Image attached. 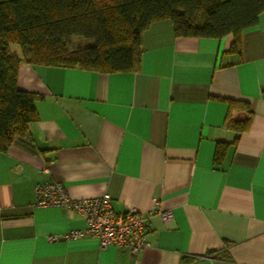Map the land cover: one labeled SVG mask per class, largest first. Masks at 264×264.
I'll return each mask as SVG.
<instances>
[{
	"label": "crops",
	"instance_id": "obj_1",
	"mask_svg": "<svg viewBox=\"0 0 264 264\" xmlns=\"http://www.w3.org/2000/svg\"><path fill=\"white\" fill-rule=\"evenodd\" d=\"M233 40L177 35L162 18L141 33L136 71L21 61L37 117L0 150V264H264V10ZM242 104L239 131L227 118L243 120ZM47 179L145 214L147 247L69 237L85 218L36 205Z\"/></svg>",
	"mask_w": 264,
	"mask_h": 264
},
{
	"label": "trees",
	"instance_id": "obj_2",
	"mask_svg": "<svg viewBox=\"0 0 264 264\" xmlns=\"http://www.w3.org/2000/svg\"><path fill=\"white\" fill-rule=\"evenodd\" d=\"M264 0H0V150L24 135L36 119L39 95L17 86V68L29 64L78 66L103 72L136 71L141 63V33L153 21L169 18L177 35L220 37L254 25ZM79 37L87 45L70 47ZM19 46L21 55L12 50ZM239 102H230V108ZM227 118L228 126L248 128ZM218 147L215 160L219 161Z\"/></svg>",
	"mask_w": 264,
	"mask_h": 264
},
{
	"label": "built area",
	"instance_id": "obj_3",
	"mask_svg": "<svg viewBox=\"0 0 264 264\" xmlns=\"http://www.w3.org/2000/svg\"><path fill=\"white\" fill-rule=\"evenodd\" d=\"M34 192L36 205L70 208L85 218V228L69 231V237L92 236L97 238L100 247H124L131 254H137L148 245L145 214L136 208L116 212L108 192L95 197L74 199L69 196L63 183L54 179L35 184ZM158 213L163 220L172 217L170 210H159Z\"/></svg>",
	"mask_w": 264,
	"mask_h": 264
},
{
	"label": "rangeland",
	"instance_id": "obj_4",
	"mask_svg": "<svg viewBox=\"0 0 264 264\" xmlns=\"http://www.w3.org/2000/svg\"><path fill=\"white\" fill-rule=\"evenodd\" d=\"M88 43H90V42L87 40H84V39L79 38V37H74L70 41V47L76 48L77 46L87 45Z\"/></svg>",
	"mask_w": 264,
	"mask_h": 264
}]
</instances>
